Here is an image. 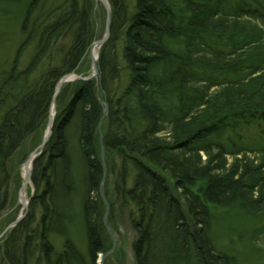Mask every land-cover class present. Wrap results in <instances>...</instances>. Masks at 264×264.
I'll use <instances>...</instances> for the list:
<instances>
[{
    "label": "trees",
    "instance_id": "16d2710c",
    "mask_svg": "<svg viewBox=\"0 0 264 264\" xmlns=\"http://www.w3.org/2000/svg\"><path fill=\"white\" fill-rule=\"evenodd\" d=\"M107 1L110 36L98 61L99 94L94 81L76 83L67 115L54 123L33 163L35 193L38 184L44 190L41 198H34L44 211L40 225L30 230L32 221L28 223L26 216L10 230L0 243V264H31L34 240L39 242L35 264L78 262L70 240L57 255L47 238L55 228L64 234L65 221L54 215L48 197L53 196L57 165L68 167L69 117L78 120V141L87 166L82 213L91 264L98 253L110 250L98 195L103 168L97 125L104 101L108 111L102 135L104 189L121 200L110 206L108 225L117 234L121 227L133 228L132 264H187L191 259L196 264H230L210 238L211 211L237 205L264 217V159L251 160L238 150L229 154L206 140L231 121L239 124L264 116V32L242 20L246 11L249 16L258 11L241 8L226 14L213 0ZM178 1L181 14L176 10ZM92 8V0H66L50 14L55 19L47 28L46 42L70 35L69 45L60 66L47 70L32 93L3 115L1 162L35 136L46 120L54 84L75 70L88 51L95 37ZM258 16L264 19V12ZM171 39L183 40L180 53L170 51ZM117 40L119 67L110 65L107 53ZM114 83L118 87L112 89ZM135 117L141 127L135 125ZM9 202L7 187L0 213ZM117 255L125 259L120 249L112 257Z\"/></svg>",
    "mask_w": 264,
    "mask_h": 264
},
{
    "label": "rangeland",
    "instance_id": "374dc122",
    "mask_svg": "<svg viewBox=\"0 0 264 264\" xmlns=\"http://www.w3.org/2000/svg\"><path fill=\"white\" fill-rule=\"evenodd\" d=\"M76 1L78 3L82 2V0ZM92 2L91 24L95 35L93 41H97L104 36L106 16L103 8L95 3L94 0ZM65 3L66 0H0V124L3 115L8 110L15 107L27 94L32 93V90H34L47 70L60 66L69 45L70 35H64L62 38L55 40L50 38L48 42H46V38L47 28L55 19L50 14ZM213 3L226 14H233L235 11H240L241 8H244V10L248 8L257 9L260 14L264 12V0H246L244 2H239V0H213ZM177 6L176 10L179 12L178 14H181L182 8L179 5V1L177 2ZM258 13L249 16L248 14L250 13L246 11L243 14L242 20L251 23V26L248 27L255 28L257 31L263 30L264 32V19L259 18ZM232 42H236L235 39ZM118 43L119 40H117L112 49L107 50V53L109 52L110 65H113L114 62L116 67L121 65ZM167 43L169 44L171 52L180 53L182 51V39H171ZM101 49L96 62V73L92 70L89 47L88 51L79 61L76 69L63 74L61 77L70 75L85 80L90 77L86 81H94L96 87H98L96 92L99 94L101 79L98 70V61ZM57 82L54 84L51 97H53ZM77 82L82 81L73 79L70 83L62 85L59 93L55 97V116L52 127L56 121H62L67 115L68 112L65 113V110L69 108L68 106L74 98ZM122 85L123 83L121 82L120 87ZM115 87H118L117 83L112 85V89ZM98 101L101 102L99 97ZM51 105L52 102L50 100L46 120L39 127L35 136L30 137L25 143L19 146L15 154L11 155L7 161H0V203L3 201L4 192L7 187L9 188L11 197L10 204L6 210L0 213V236H6L8 230L10 231L16 227H11L14 221L18 219V225L26 216L29 217L28 223L32 221L27 227L30 230L40 225V219L44 211L41 207L37 206L38 204L34 198H41L44 190L38 184V189L35 193V188L32 183H27L24 189L27 190L28 203H26V207H23L24 205L20 201V192L26 178L23 176L22 170L27 157L35 152L43 142L47 131ZM102 105L105 107L106 114L102 116L97 125L98 136L101 137L99 138V142L101 144L102 135L105 131V128L103 129L104 120L108 112L105 101ZM70 118L71 120L68 121L65 130L67 156L69 159L68 167L66 166L63 169L57 165L55 176L53 175L52 178L53 196L48 197L51 204L47 202V199L45 200L52 210H54V215H58L61 220L65 221L64 234L58 233L55 228L56 232L53 233L52 231L48 234L47 238L53 246L54 254L57 255L62 252L64 242L70 240L78 258V262L71 261L70 264H91L82 213V201L86 192L85 177L87 166L83 150L78 141V120L74 117ZM263 118L262 116L252 118L244 122L241 121L239 124L231 121L214 137L208 138L206 141L219 144L229 154L232 152L235 153L238 150L245 152L251 160L258 161L261 158L264 159ZM135 119V125L141 127L142 123L140 119L137 117ZM38 141L40 143L36 145ZM201 156L205 159L203 154ZM100 158L102 161L104 158L105 161V154L100 153ZM228 158L231 161V157ZM45 163H42V165L46 166ZM8 172L9 174L10 172L12 173L9 182V177L7 178ZM32 173L33 168L31 169V176ZM49 173H51L50 169ZM68 184L70 186H66ZM101 189L102 191L98 189V195L104 207L100 213V216L103 218L105 205L106 208H110L111 205L120 204L121 200L118 199V196H108L104 186ZM210 224L209 235L214 249L218 253L225 254L230 259V264H264V217L252 215L235 205L226 209H213L211 211ZM135 236L136 234L131 225L126 228L123 227L117 238V248H120L126 258L119 259L118 255L116 257L109 255L103 264H132L130 247L135 240ZM104 242H108L109 246V241L106 237ZM38 244L39 242L34 240L31 264H35L39 256ZM104 255L105 252L98 253L95 264H102ZM187 264H196V262L191 259Z\"/></svg>",
    "mask_w": 264,
    "mask_h": 264
},
{
    "label": "water",
    "instance_id": "95a60500",
    "mask_svg": "<svg viewBox=\"0 0 264 264\" xmlns=\"http://www.w3.org/2000/svg\"><path fill=\"white\" fill-rule=\"evenodd\" d=\"M96 1L99 2V3L103 6V8H104V10H105V14H106L104 36H103V38H102L100 41L95 42V43L92 44V46H94V45H98V46L100 47V46H102V45L105 43V41L108 39V36H109V26H110V7H109L108 3L106 2V0H96ZM92 70L96 73V63L93 62V61H92ZM71 77H72V76H70V75L64 76V77L58 82L57 87H56V93H55V95L58 93L59 89L61 88V86H62L64 83L71 81ZM89 78H90V77H88L87 79H89ZM75 79H77V80H85V79H82V78H80V77H75ZM87 79H86V80H87ZM53 100H54V98H53ZM105 113H106V110H105V112L103 113L102 116H104ZM51 127H52L51 122H49V123H48L47 132H46V134H45V136H44V139H43L42 144L38 147V150H42V148L44 147V145H45V143H46L48 137L50 136V133H51ZM35 153H36V152H33V153L28 157V161H32V160L35 158ZM29 177H30V173L28 172V175H27V177H26V180H25V182H24L23 185H22L21 191L24 190L26 184L29 183ZM17 223H18V219L12 224V226H14V225L17 224ZM12 226H11V227H12ZM8 228H9V227H8ZM103 258H104V257H103Z\"/></svg>",
    "mask_w": 264,
    "mask_h": 264
},
{
    "label": "bare ground",
    "instance_id": "6f19581e",
    "mask_svg": "<svg viewBox=\"0 0 264 264\" xmlns=\"http://www.w3.org/2000/svg\"><path fill=\"white\" fill-rule=\"evenodd\" d=\"M98 50H99V48H98V46H96V45H94V46L91 47V49H90L91 60H92L93 62H95V63H96V61H97V57H98ZM71 79H73V78H71ZM54 116H55V104L53 103V104L51 105V108H50V121L53 120ZM29 169H30V162H28V163L26 164V166L23 167V170H22V174H23V176H24L25 178H26V176H27V174H28ZM20 201H21V203H23V204H25V203L27 202V190H26V189H24V190L20 193Z\"/></svg>",
    "mask_w": 264,
    "mask_h": 264
}]
</instances>
